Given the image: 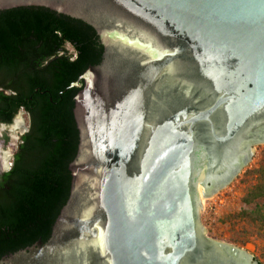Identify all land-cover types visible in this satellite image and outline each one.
I'll return each mask as SVG.
<instances>
[{"label":"water","instance_id":"95a60500","mask_svg":"<svg viewBox=\"0 0 264 264\" xmlns=\"http://www.w3.org/2000/svg\"><path fill=\"white\" fill-rule=\"evenodd\" d=\"M23 6L82 20L104 53L71 84L69 200L0 264H258L205 235L200 199L264 144V0H0Z\"/></svg>","mask_w":264,"mask_h":264},{"label":"trees","instance_id":"16d2710c","mask_svg":"<svg viewBox=\"0 0 264 264\" xmlns=\"http://www.w3.org/2000/svg\"><path fill=\"white\" fill-rule=\"evenodd\" d=\"M103 53L96 30L82 20L40 6L0 11V124L10 125L19 111L28 117L0 173V259L50 238L71 194L69 164L79 144L73 108L83 82L71 84ZM241 183V207L221 223L229 242L254 244L264 264V158Z\"/></svg>","mask_w":264,"mask_h":264},{"label":"rangeland","instance_id":"374dc122","mask_svg":"<svg viewBox=\"0 0 264 264\" xmlns=\"http://www.w3.org/2000/svg\"><path fill=\"white\" fill-rule=\"evenodd\" d=\"M69 51L71 49L67 47ZM18 118L15 128L14 119ZM10 125L2 127L0 125V171L7 170L11 164V158L15 153L23 135L28 128V117L23 111H19L14 117ZM254 152L250 161L243 166L239 173L231 180V182L222 190L209 198H202L203 209L200 212V223L205 229V235L213 240L234 245L229 242L228 234L221 220L223 215L229 211H236L241 207L240 199L242 196L243 185L241 179L246 169H249L264 158V144L252 146ZM239 247L237 245H234ZM247 251L253 257H258L256 247L252 243L239 247ZM261 260V259H260Z\"/></svg>","mask_w":264,"mask_h":264},{"label":"bare ground","instance_id":"6f19581e","mask_svg":"<svg viewBox=\"0 0 264 264\" xmlns=\"http://www.w3.org/2000/svg\"><path fill=\"white\" fill-rule=\"evenodd\" d=\"M17 120H18V118H15V119H14V125L11 126L12 128H15V126H16V124H17ZM2 127H4V126H2ZM200 200H202V198H201ZM201 202H202V201H201Z\"/></svg>","mask_w":264,"mask_h":264},{"label":"flooded vegetation","instance_id":"af4514ba","mask_svg":"<svg viewBox=\"0 0 264 264\" xmlns=\"http://www.w3.org/2000/svg\"><path fill=\"white\" fill-rule=\"evenodd\" d=\"M4 171H6V170H4ZM4 171H0V173H1V172H4Z\"/></svg>","mask_w":264,"mask_h":264}]
</instances>
